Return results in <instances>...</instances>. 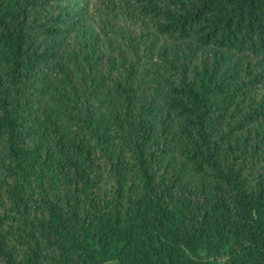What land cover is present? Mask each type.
Masks as SVG:
<instances>
[{
	"label": "trees",
	"instance_id": "obj_1",
	"mask_svg": "<svg viewBox=\"0 0 264 264\" xmlns=\"http://www.w3.org/2000/svg\"><path fill=\"white\" fill-rule=\"evenodd\" d=\"M0 0V264H264V0Z\"/></svg>",
	"mask_w": 264,
	"mask_h": 264
},
{
	"label": "rangeland",
	"instance_id": "obj_2",
	"mask_svg": "<svg viewBox=\"0 0 264 264\" xmlns=\"http://www.w3.org/2000/svg\"><path fill=\"white\" fill-rule=\"evenodd\" d=\"M77 1V0H76ZM73 2H75L74 0H73Z\"/></svg>",
	"mask_w": 264,
	"mask_h": 264
}]
</instances>
